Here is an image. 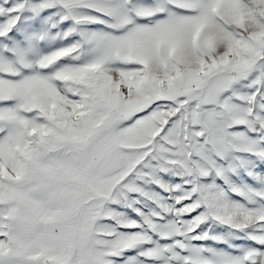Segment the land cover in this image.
I'll return each mask as SVG.
<instances>
[{"label": "snow or ice", "instance_id": "1", "mask_svg": "<svg viewBox=\"0 0 264 264\" xmlns=\"http://www.w3.org/2000/svg\"><path fill=\"white\" fill-rule=\"evenodd\" d=\"M0 264H264V0H0Z\"/></svg>", "mask_w": 264, "mask_h": 264}]
</instances>
